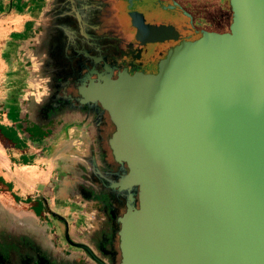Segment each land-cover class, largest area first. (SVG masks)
Returning <instances> with one entry per match:
<instances>
[{
    "label": "water",
    "instance_id": "obj_1",
    "mask_svg": "<svg viewBox=\"0 0 264 264\" xmlns=\"http://www.w3.org/2000/svg\"><path fill=\"white\" fill-rule=\"evenodd\" d=\"M230 4L228 31L182 42L157 73L80 86L128 167L111 184L122 264H264V0Z\"/></svg>",
    "mask_w": 264,
    "mask_h": 264
},
{
    "label": "flooded vegetation",
    "instance_id": "obj_2",
    "mask_svg": "<svg viewBox=\"0 0 264 264\" xmlns=\"http://www.w3.org/2000/svg\"><path fill=\"white\" fill-rule=\"evenodd\" d=\"M131 12L140 20L138 25ZM38 16L31 33L37 45L35 79H42L46 94L39 97L35 115L52 119L69 111L82 116L79 126L86 124L88 134L76 139L90 142L83 158H89L90 183L96 187L74 181L72 193L83 203L71 230L47 204L43 209L51 215H44L57 221L59 233L42 224L46 220L36 209L41 223L21 221L41 236L31 237L19 228L18 233L0 229V264H122L120 218L126 193L111 184L128 167L114 158L109 139L115 126L108 111L100 102H83L80 86L99 74L157 73L182 42L196 40L205 31H228L230 0H45ZM43 242L51 244V253Z\"/></svg>",
    "mask_w": 264,
    "mask_h": 264
},
{
    "label": "crops",
    "instance_id": "obj_3",
    "mask_svg": "<svg viewBox=\"0 0 264 264\" xmlns=\"http://www.w3.org/2000/svg\"><path fill=\"white\" fill-rule=\"evenodd\" d=\"M44 2L45 0H0V219L7 217L8 220H21L22 216L27 220L41 223L30 207L31 203L25 204L23 201L28 197L36 200L38 196L46 199L44 190L50 194L52 169L47 166L44 170L41 165L49 163L53 166L57 161L56 170L58 168L61 170V159L64 158L62 153L66 152L62 151L50 157L42 153L46 141H49L48 144L57 143L54 136L56 122L51 118L45 119L35 115L40 106L38 95H45L46 88L44 85L39 88L33 85L35 83L33 79L38 73L33 53L37 45L31 38V33L38 23L39 9ZM33 126L39 127L45 133L39 142L30 137L34 132ZM81 141L82 139L74 140L78 145ZM51 149L54 150V147ZM22 158L29 161L24 163L20 160ZM40 174L44 176L42 180L39 179ZM54 180L51 185L56 188L55 197H66L63 193L64 189H67L66 176H61V172L58 171ZM3 184L7 185L6 191L1 188ZM14 195L19 199H15ZM55 197L52 199L54 204H47L49 209L53 214H58L68 221L69 230L73 229L78 220L77 215L68 219L62 212L54 209L57 199ZM40 211L43 215L50 214L43 206ZM45 215L46 221L42 224L51 233H59V229L57 230L51 223V216Z\"/></svg>",
    "mask_w": 264,
    "mask_h": 264
},
{
    "label": "rangeland",
    "instance_id": "obj_4",
    "mask_svg": "<svg viewBox=\"0 0 264 264\" xmlns=\"http://www.w3.org/2000/svg\"><path fill=\"white\" fill-rule=\"evenodd\" d=\"M30 63L31 62H29V64ZM34 63H36L35 59H34ZM36 65L37 64H35V68H36ZM33 80H35L34 81L35 83L33 85L36 88L42 87L43 82L41 78L33 79ZM40 96L41 95H38V98ZM81 117L82 116L80 114L73 115L69 111L67 112L66 115L65 114H62L59 116H57L56 114L53 115L52 119H54V121L56 122V126L54 127V133H55L54 136H56L55 139L57 143L48 144L49 141H46L47 144L45 148H43L41 151L43 154L49 155V157L55 154L57 155L58 153H62V151H66V152L62 153L64 155L63 156L64 158L61 159V166H60L61 170L59 168L58 170H56V167H58L56 166L58 163L57 161L53 163V166L50 165L49 163H43L41 165L44 170L47 169V166L50 167V169H52V176H51L52 178L49 184L50 194L47 192V190H44L45 192L44 196H46L45 197L46 199L40 196H38V199L36 200L32 199V197H28L24 199L23 203L25 204L31 203L30 207L32 209L40 210L43 204H49V203L54 204L52 202V199L55 197V195L57 196V193H56V188H54L53 185L51 184L55 182L54 177L58 175V171L61 172V176L62 175L66 176V183H67L66 188L67 189H64L63 191L64 196L66 197H63V196L59 198L55 197L57 199L55 201V205L54 206L52 205V206L54 209H57L59 212H62L63 213L62 215H65V217H68V219H72L73 215H78L79 208L81 206L80 203H83V201L80 202L81 198H79L78 196H75L72 193L74 181L76 180L77 183H81V185H83L84 187H90V188L96 187L94 184L92 185V183H90L92 181H91L90 165L88 163L89 158L87 157L83 158V153L84 152L86 153L85 150L87 149V146L90 142L85 143L84 141L81 145L80 144L78 145L74 142L76 138H79V137L85 138L86 135L88 134L89 127L86 124H84L82 127L79 126L81 124ZM69 128H73V129H69ZM35 142H39V141H35ZM37 145H40V144H37ZM52 147H54V150L51 149ZM36 148L40 149L41 147H36ZM20 160L22 162L29 161V159H26V158H22ZM77 172L78 173L83 172V173L78 174ZM42 178H44V176L43 174H40L39 179L42 180ZM36 184L38 185L37 182ZM6 186H7L6 184H3L1 186L2 190L6 191ZM29 188L32 189L31 187ZM70 199H74L77 202L75 203L73 201H70ZM32 200L34 201L32 202ZM71 212H74V213L70 215L69 213ZM20 218H22L21 220L28 222L26 217L21 216ZM21 220L20 219L18 220L9 219L8 220L7 217H4V221L0 222V229H6V230L9 229L11 232L18 233V228H19V230L22 229L24 233H26L27 235H31V237L41 236L40 233H38L32 228V225L30 223H23ZM35 223L36 222L34 220L33 225ZM51 223L52 225H55L56 229L58 230L57 221L51 218ZM43 244L45 245L46 249L51 253L52 251L51 244L49 242H43Z\"/></svg>",
    "mask_w": 264,
    "mask_h": 264
},
{
    "label": "trees",
    "instance_id": "obj_5",
    "mask_svg": "<svg viewBox=\"0 0 264 264\" xmlns=\"http://www.w3.org/2000/svg\"><path fill=\"white\" fill-rule=\"evenodd\" d=\"M33 129H34V132L33 134L31 133V139H33L34 141H41L44 136H45V133L43 131H41L39 129V127L37 126H33ZM24 163H26V161H23ZM1 179V178H0ZM15 199H19L18 196L14 195Z\"/></svg>",
    "mask_w": 264,
    "mask_h": 264
}]
</instances>
